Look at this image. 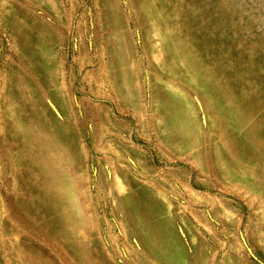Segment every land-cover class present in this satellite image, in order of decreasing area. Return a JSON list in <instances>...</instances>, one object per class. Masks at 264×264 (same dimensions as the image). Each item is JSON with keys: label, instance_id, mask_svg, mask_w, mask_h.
<instances>
[{"label": "rangeland", "instance_id": "374dc122", "mask_svg": "<svg viewBox=\"0 0 264 264\" xmlns=\"http://www.w3.org/2000/svg\"><path fill=\"white\" fill-rule=\"evenodd\" d=\"M0 264H264V0H0Z\"/></svg>", "mask_w": 264, "mask_h": 264}]
</instances>
